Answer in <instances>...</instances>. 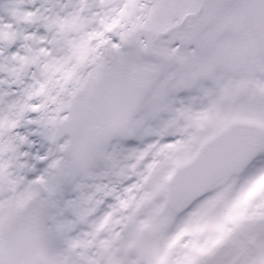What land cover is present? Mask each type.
Here are the masks:
<instances>
[{
    "label": "snow or ice",
    "instance_id": "obj_1",
    "mask_svg": "<svg viewBox=\"0 0 264 264\" xmlns=\"http://www.w3.org/2000/svg\"><path fill=\"white\" fill-rule=\"evenodd\" d=\"M0 264H264V0H0Z\"/></svg>",
    "mask_w": 264,
    "mask_h": 264
}]
</instances>
